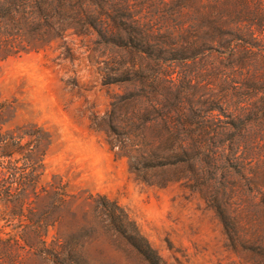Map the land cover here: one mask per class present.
Instances as JSON below:
<instances>
[{
	"label": "rangeland",
	"instance_id": "obj_1",
	"mask_svg": "<svg viewBox=\"0 0 264 264\" xmlns=\"http://www.w3.org/2000/svg\"><path fill=\"white\" fill-rule=\"evenodd\" d=\"M133 61L124 49L69 35L66 42L1 62L0 92L17 110L11 124L36 123L50 132L44 182L117 201L169 264H264V145L249 152L248 167L240 165L247 153L229 149L200 153L187 163L169 157L174 163L150 167V161L122 155L118 144L126 134L107 124L135 112L149 116L151 160L165 162L157 155L182 152L180 144L191 141L193 131L194 137L222 130L226 138L236 136L240 130L223 112L239 108L238 99L214 109L210 97L218 89L208 76L177 61L167 63L159 81L111 83L128 74ZM203 120L208 129L201 130ZM3 209L0 203V232L24 224ZM99 229L83 248L91 264H138Z\"/></svg>",
	"mask_w": 264,
	"mask_h": 264
},
{
	"label": "trees",
	"instance_id": "obj_2",
	"mask_svg": "<svg viewBox=\"0 0 264 264\" xmlns=\"http://www.w3.org/2000/svg\"><path fill=\"white\" fill-rule=\"evenodd\" d=\"M69 35L134 56L128 74L111 83L159 81L167 63L177 61L208 76L218 89L210 97L214 109L223 111L228 101L238 99L239 108L223 112L228 125L240 130L236 136L226 138L222 130L212 137H194L191 130V141L180 144L182 152L154 154L165 162L151 160L149 116L135 112L125 119L111 118L108 126L126 134L118 144L122 155L156 167L174 163L169 157L187 163L200 153L243 150L248 156L240 165L248 167L249 152L264 145V0H0V64L66 42ZM149 70L154 77L146 74ZM184 94L177 107L181 111ZM16 114L0 92V203L3 215L25 221L0 232V264H91L83 248L99 228L138 264H169L117 201L70 194L57 181L45 183L50 132L36 123L13 126ZM200 125L201 130L209 128L205 120Z\"/></svg>",
	"mask_w": 264,
	"mask_h": 264
}]
</instances>
